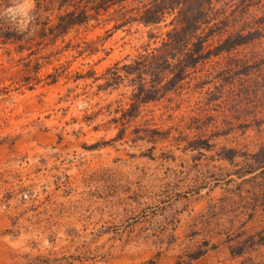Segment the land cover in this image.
<instances>
[{
    "label": "rangeland",
    "instance_id": "374dc122",
    "mask_svg": "<svg viewBox=\"0 0 264 264\" xmlns=\"http://www.w3.org/2000/svg\"><path fill=\"white\" fill-rule=\"evenodd\" d=\"M212 7L204 58L155 83L135 63L176 13L0 0V264H264V0Z\"/></svg>",
    "mask_w": 264,
    "mask_h": 264
},
{
    "label": "trees",
    "instance_id": "16d2710c",
    "mask_svg": "<svg viewBox=\"0 0 264 264\" xmlns=\"http://www.w3.org/2000/svg\"><path fill=\"white\" fill-rule=\"evenodd\" d=\"M58 1L60 2L61 8L64 6L74 7L71 11H65V15L68 16L67 21L64 18L65 27H69L72 23H80L87 20L90 18V11H95L94 15H96L101 10L108 12L109 9L115 6H118L115 10H119L117 12L115 11L117 13L115 19L118 18L116 21L122 20V23L118 25L119 27L133 21L142 22L145 25L159 23L167 14L172 15L176 13L171 21L174 27L167 33V38L162 41L161 45L154 49V53H156L154 54L152 51L150 55L148 53L140 57L139 62L135 63V70L138 71L139 77L143 78L145 70L156 81L155 83H158L166 78L165 72L167 70L173 73L169 81L179 82L185 78L187 68L194 66L204 58L202 53L204 40L200 36L197 37V32L204 24L209 22L213 11V0H86V3L83 4L72 3L75 0ZM125 2H129L130 4L134 2L141 5L134 9L135 12L132 9L122 11L120 9H125ZM134 14L136 15L135 17H133ZM258 34V32H250L247 34H238L234 37L229 36L217 50H220V52L228 51L234 46L254 40ZM220 52L217 51L216 54ZM171 69L175 70L171 71ZM140 71L142 72L141 74ZM142 80L145 79L143 78ZM138 90L132 96L138 104L157 98L156 94L162 91L157 86H154L153 93L143 96L145 84L141 85ZM229 150L235 153L234 149ZM224 156H226L225 159L230 161L234 158L232 154ZM201 255L202 253H199L193 258H198Z\"/></svg>",
    "mask_w": 264,
    "mask_h": 264
},
{
    "label": "clouds",
    "instance_id": "9594fccd",
    "mask_svg": "<svg viewBox=\"0 0 264 264\" xmlns=\"http://www.w3.org/2000/svg\"><path fill=\"white\" fill-rule=\"evenodd\" d=\"M13 11H14V9H11V8L8 9V12H10V13L13 12Z\"/></svg>",
    "mask_w": 264,
    "mask_h": 264
}]
</instances>
